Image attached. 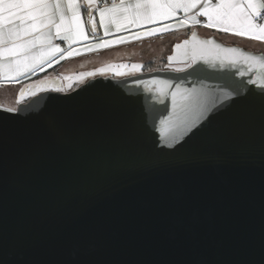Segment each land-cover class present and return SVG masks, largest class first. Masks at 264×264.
Instances as JSON below:
<instances>
[{
	"label": "water",
	"instance_id": "95a60500",
	"mask_svg": "<svg viewBox=\"0 0 264 264\" xmlns=\"http://www.w3.org/2000/svg\"><path fill=\"white\" fill-rule=\"evenodd\" d=\"M97 5L99 1L93 0L89 14L93 15ZM185 40H189L188 45H183ZM207 40L214 41L211 47L236 48L238 57L257 59L250 61L251 67L243 59L235 65L226 62L223 66L214 60L217 67L212 68L207 63L210 56L198 57L194 67L200 71L188 75L192 69L186 65L191 59L185 56V51L193 43L203 44ZM176 44L182 47L177 49ZM167 63L185 66V71L168 67L121 78L96 76L70 91H62L60 80L54 79L26 101L19 102L15 111L0 107V128L7 132L10 253L16 256L29 251L38 253L53 239L70 231L81 190L106 185L109 196L104 204L117 202L136 188L135 181L146 172L141 165L158 158L176 161L205 152L217 153L228 163L218 174L202 170L222 193L211 222L203 226V233L226 246L239 240L249 247H258L264 229V165L261 163L264 161V97L260 95L264 84V79H260L264 77V52L226 43L214 35L203 36L194 29L172 45ZM204 73L218 78L204 79ZM162 79L183 81V86L189 87L191 82L203 80L210 90L204 119L185 133L183 139L222 104L235 100L234 89L247 94L250 88L253 95L217 113L203 131L179 148L183 139L160 130V119L171 112V97L158 95L162 87L158 81ZM138 80L144 83H137ZM153 80L157 82L150 83ZM50 124H58L63 136L57 138ZM114 171L120 172L125 187L117 189L112 184ZM167 232L168 225L162 218L128 213L111 222L107 236L117 241L115 252L120 258L140 261L157 259L167 251L164 247ZM72 251L71 247L67 249L68 254Z\"/></svg>",
	"mask_w": 264,
	"mask_h": 264
},
{
	"label": "snow or ice",
	"instance_id": "6c2138e0",
	"mask_svg": "<svg viewBox=\"0 0 264 264\" xmlns=\"http://www.w3.org/2000/svg\"><path fill=\"white\" fill-rule=\"evenodd\" d=\"M83 6L92 8L93 0H86ZM81 7L76 0H67L66 3H61V0H0V54L7 60V63L0 67L16 73L6 76L5 79L16 80L21 69L36 71L38 67L42 69L44 64H51L55 59L54 53L62 52L58 46L50 43L44 48L45 42L53 35L52 29H55V36L66 41L87 39L81 19ZM96 7L99 11V22L106 34L109 23L116 24L119 29L121 20L139 25L141 21L153 22L158 18L172 17L180 10L186 13L194 10L190 17L192 23L199 24L197 17L204 16L207 17L206 27H219L226 33L232 32L240 37L264 41V24L257 23L264 16V0H220L215 5L207 0L203 4L200 0H134L132 3H124L122 0L119 4ZM197 9L199 10L195 11ZM89 22L95 32L96 21L91 13ZM188 22L184 20L180 21V24ZM167 30L152 29L143 35H154ZM134 38H140V34ZM192 41H196L195 33L192 35ZM110 43L111 41H102L99 46L106 47ZM188 44L189 40L183 41V45ZM213 44V40H207L203 44L193 43V46L185 51V56L191 59V63L186 65L192 69L188 75H196L200 71L194 67L198 57L205 59L210 56L211 59H208L207 63L212 68L217 67L214 60H218L219 65L223 66L226 62L235 65L243 59L244 63L251 67L250 61L257 59L251 56L238 57V49H221L218 45L211 47ZM38 47L41 51L36 52ZM175 47L180 49L182 45L176 44ZM172 59L173 57H169V60ZM175 71L181 72L185 69L177 68ZM203 78L218 77L204 73ZM153 82L157 81H150ZM257 82L259 80L251 81ZM137 83L144 82L138 80ZM158 83L162 85L158 95L171 97V112L160 119V130L183 139L185 133L204 119L210 90L203 80L191 82L190 87L183 86V81L175 83L172 79H162ZM170 89L174 90L167 91ZM234 91L236 99L217 108L204 124L183 139V143L178 145L179 148H183L198 132L203 131L217 113L224 112L238 101L247 100L253 95L250 88L247 89V94L239 88ZM260 95L264 97V84ZM20 96H24L23 90ZM164 111H167L166 105ZM49 127L57 138L63 136V130L58 124H50ZM227 163L225 157L214 152L189 154L176 161L166 158L154 159L141 165L146 172L135 181L136 188L133 191L128 192L122 200L107 205L104 204L109 196V188L106 185L81 190L73 210L75 219L71 230L60 238L53 239L38 253L29 251L16 256L10 253L7 247V132L0 128V264H264V229L256 248L249 247L239 240L231 246H226L222 241L210 239L203 233V226L211 222L215 205L221 199L222 193L216 188L211 176L202 170L218 174ZM261 163L264 165V161ZM112 177L115 178L112 184L117 189L125 187L119 171H114ZM128 213L150 215L166 222L168 232L164 247L167 251L159 258L127 261L116 254L117 241L107 236L108 226L114 219ZM69 247L73 249L70 254L67 252Z\"/></svg>",
	"mask_w": 264,
	"mask_h": 264
},
{
	"label": "rangeland",
	"instance_id": "374dc122",
	"mask_svg": "<svg viewBox=\"0 0 264 264\" xmlns=\"http://www.w3.org/2000/svg\"><path fill=\"white\" fill-rule=\"evenodd\" d=\"M90 29L93 33L91 26ZM136 35L130 33L113 40L102 38L81 44L77 49L71 51L72 55H69V52L65 54L61 65L59 64L58 69L51 74L57 76H51L43 81H31L26 85L24 83L28 80L24 83H21L22 80H18L15 82L17 84L16 89H9V91H13L7 92L6 96L0 98V106L8 107L6 109H16L17 105L14 100L17 101L20 98H24V100L29 99L32 95L38 93L45 84L54 79L60 80L61 85L59 87L62 91H70L96 76L121 78L143 71L165 68L168 65L166 60L167 55L171 52L174 40L165 41L146 35L138 42L133 39ZM93 37L95 38L96 36L93 34ZM59 41H61L59 45H62L65 40L60 39ZM102 41H111V43L102 50V47L99 46ZM94 49H100V53L75 57L80 52L92 51ZM134 65H139L140 67L134 68ZM179 67L176 66V68ZM21 90L24 91L23 97L20 96Z\"/></svg>",
	"mask_w": 264,
	"mask_h": 264
},
{
	"label": "crops",
	"instance_id": "0c3cea01",
	"mask_svg": "<svg viewBox=\"0 0 264 264\" xmlns=\"http://www.w3.org/2000/svg\"><path fill=\"white\" fill-rule=\"evenodd\" d=\"M98 1H99V7H104L105 5L111 6L112 3L119 4L122 2V0H98ZM66 2L67 0H61V3H66ZM76 2L82 5L81 19L84 25L85 36L87 37V39L78 38L77 40H74V41H66V40L64 41L61 37L55 36L54 35L55 29H52L51 32L53 33V35L51 36L49 41L45 42L44 48L46 49L48 47V44L50 43L52 45L58 46L62 50V52L58 51L54 53L55 59L52 60L51 64H44L42 69L39 67L36 69V71L21 69V72L18 75V78L16 80L10 81V80L5 79L6 76L16 75V73L9 72L3 67H0V98H3L4 96H6L7 92L13 91V90L9 91V89H16L17 84H15V82H17L18 80H22L21 83H24L26 82V80H28L26 83H24V85H26L28 84V82H31V81H35V82L40 81V80L43 81L46 78H49L51 76H57V75H51V74H53L54 71L57 70L58 67L61 65V63L64 60L63 58L65 57V54H67L68 52H71L72 50L77 49L78 46H80L81 44L93 42V40H100L102 38H108L110 40H113V39H116L117 37L125 36L130 33H134V34L139 33L141 35L140 38L138 39L133 38L139 42V40H141L143 36H146V35H143V33L150 31L152 29H168L167 31H163V32H160L154 35H147V36H152L154 38H160L165 41H169L170 39H172L174 40L173 44L181 40L182 38L186 37L187 34L192 32V30L197 29L198 32L203 36L214 35L218 37L219 39H221L222 41L224 40V42L226 43L239 44L251 50L264 52V41H257V40L250 39L248 37H240V36L235 35L232 32L226 33L222 30V28H219V27H206L207 17L204 21H200L199 24L192 23L190 21V17L194 14V10H189L187 13L183 10H180V11H177L175 15L172 17L158 18L157 20L153 22L141 21L139 25H134V24L128 23L127 21L121 20V26L119 29L117 28L116 24L109 23L108 31L106 34L104 32L103 26L99 22V11L98 9H96L92 15L96 21V33L95 32L92 33L90 29V26L92 27V25L89 22V9L88 7L83 6L86 3L85 0H76ZM123 2L132 3L134 2V0H123ZM161 2H171V0H161ZM175 2H186V0H175ZM204 2L205 0H200L201 4H203ZM207 2L215 5L219 3L220 0H217V1L207 0ZM198 10L199 9L195 11H198ZM197 19L199 20L198 17ZM184 20H188L189 22L181 25L180 21H184ZM257 23L264 24V16H262L257 21ZM93 34L96 36L95 38L93 37ZM60 39L64 41L62 45L61 44L59 45V43H57L56 41ZM103 49L104 47H102V50ZM39 51H41V49L38 47L36 49V52H39ZM99 51L100 49H94L92 51H83V52L78 53V55H76L75 57L84 56L88 54L95 55V54H99L100 53ZM62 53H63V58H62ZM45 58L50 59V57H45ZM6 63H7V60L3 57L2 54H0V66ZM52 65L53 67H55L54 69L53 67H51ZM7 83H10V84L7 85ZM42 89L43 87L41 88V90ZM23 101H26V100H24V98H20L17 101L14 100L16 105L19 102H23ZM7 102L10 104L9 101ZM0 107H5V106H0ZM5 108H8V107H5Z\"/></svg>",
	"mask_w": 264,
	"mask_h": 264
},
{
	"label": "built area",
	"instance_id": "2783aa9c",
	"mask_svg": "<svg viewBox=\"0 0 264 264\" xmlns=\"http://www.w3.org/2000/svg\"><path fill=\"white\" fill-rule=\"evenodd\" d=\"M213 1H217V0H213ZM200 21H204L206 19V17L204 16H198ZM61 41L57 40V43H60Z\"/></svg>",
	"mask_w": 264,
	"mask_h": 264
},
{
	"label": "flooded vegetation",
	"instance_id": "af4514ba",
	"mask_svg": "<svg viewBox=\"0 0 264 264\" xmlns=\"http://www.w3.org/2000/svg\"><path fill=\"white\" fill-rule=\"evenodd\" d=\"M177 66H180L179 68H184L185 67V66H182V65H177ZM168 67L176 68V66H170V65H167L165 68H168Z\"/></svg>",
	"mask_w": 264,
	"mask_h": 264
},
{
	"label": "trees",
	"instance_id": "16d2710c",
	"mask_svg": "<svg viewBox=\"0 0 264 264\" xmlns=\"http://www.w3.org/2000/svg\"><path fill=\"white\" fill-rule=\"evenodd\" d=\"M188 35V34H187ZM167 60V59H166ZM144 70H147V69H144ZM37 77V76H36Z\"/></svg>",
	"mask_w": 264,
	"mask_h": 264
}]
</instances>
